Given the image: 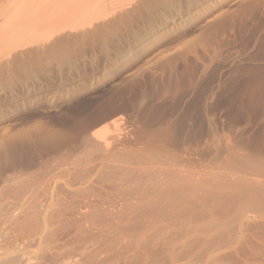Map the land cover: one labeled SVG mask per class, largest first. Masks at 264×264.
<instances>
[{
    "label": "rangeland",
    "instance_id": "374dc122",
    "mask_svg": "<svg viewBox=\"0 0 264 264\" xmlns=\"http://www.w3.org/2000/svg\"><path fill=\"white\" fill-rule=\"evenodd\" d=\"M94 10L99 19L90 13L74 21L75 27L62 32L68 39L60 34L35 45L11 62L8 58L11 65L0 58L5 63L4 70L0 65V188L14 176L50 173L57 199L63 198L56 204H72L67 211L55 206L59 220L48 223V237L28 238L18 235L25 220L22 202L11 198L0 214V253L21 258L22 264H169L164 248L171 236L177 240L195 231L194 237L187 232L188 242L182 239L187 242L178 253L182 258L199 249L200 241L228 229L234 235L227 245L187 263L264 264V208L259 211L238 194L246 188L264 191V0H100ZM92 132L106 138L88 148H93L91 159L73 156L63 165L65 154L81 149ZM108 142L109 149L98 146ZM85 161L96 169L84 192L77 178ZM180 162L191 179L186 185L200 191L186 195L193 203L186 200L192 205L179 208L186 212L178 219L180 228L176 219L162 234L145 220L156 189L176 181V175L166 178L165 185L163 171ZM68 189L75 194L69 197Z\"/></svg>",
    "mask_w": 264,
    "mask_h": 264
},
{
    "label": "bare ground",
    "instance_id": "6f19581e",
    "mask_svg": "<svg viewBox=\"0 0 264 264\" xmlns=\"http://www.w3.org/2000/svg\"><path fill=\"white\" fill-rule=\"evenodd\" d=\"M100 2V0H0V11L2 12V10H3V15H0V58H2L3 60L4 59H7L6 60V62L5 63H7V61H8V58H9V61H10V59L13 57H17L19 54H21V55H23L24 53L26 54V53H28L26 50L27 49H30V48H34V46L36 45V47H38L40 44L41 45H43L42 43L44 42H47V41H50V40H52V38H53V41H55L54 40V37L55 36H59L60 34L62 35L64 32H65V30H67V29H72L73 27H75L76 25H74V24H72V23H74V21H75V23H78V22H76V21H78L79 19H81V17H84L85 15H89L90 13L92 14V16L94 17V9L99 5V2ZM1 14V13H0ZM92 16H89V17H92ZM95 17H96V19H99V18H97V14L95 13ZM94 17V18H95ZM94 18L93 19H91V21H93L94 20ZM89 22H90V20H89ZM74 25V26H73ZM64 31V32H63ZM63 32V33H62ZM70 33V32H69ZM64 35V38L66 37L65 36V34H63ZM62 35V36H63ZM70 35H71V33H70ZM68 36V35H67ZM67 38V37H66ZM68 39V38H67ZM60 41V40H59ZM69 43H70V41H69ZM48 44H50V43H48ZM71 46V45H70ZM52 47V46H51ZM66 47V46H65ZM32 48V49H33ZM44 48V47H43ZM67 48V47H66ZM41 49H42V46H41ZM45 49V48H44ZM65 49V48H64ZM32 56V55H31ZM9 61H8V64H9ZM0 62H1V64L0 65H4L5 63H4V61H3V63H2V61H1V59H0ZM11 62V61H10ZM3 65H2V68H3ZM9 65H11V64H9ZM7 67V66H6ZM4 68H5V66H4ZM4 68H3V70H4ZM122 120V119H121ZM117 121V120H116ZM117 123H118V121H117ZM121 124V123H120ZM110 126V125H109ZM26 136V135H25ZM19 137V136H18ZM15 138H16V136H15ZM106 137H104V132H95V133H93L92 132V134L90 135V136H87L86 137V139H85V141H84V144H83V147H82V144H81V146L80 147H78V148H81V149H78V150H74V151H71V152H67L66 154H65V156L67 157L66 159H67V161H66V159H63L62 157V160H64L65 162H62V164L63 165H65V163H69V161L68 160H70V159H72V161H73V158L75 157V156H89L90 157V159H91V155H93L92 153H93V151H92V153H91V149H93V148H91L89 151H88V148H90L92 145H93V143H95V141H98V140H103V139H105ZM107 141V140H106ZM105 140H104V142H106ZM98 143H100V142H98ZM94 145H97V144H94ZM93 145V146H94ZM110 145V143L108 142V143H104V146L103 145H98L99 147L101 146V147H105L106 149H109L108 148V146ZM94 148H96V147H94ZM97 149H99V148H97ZM96 149V150H97ZM111 150V149H110ZM102 151V150H101ZM91 153V154H90ZM130 153V152H129ZM128 153V154H129ZM104 154V153H103ZM105 155V154H104ZM116 155H118V153H116ZM122 154H120V156H121ZM62 156V155H61ZM64 156V155H63ZM74 156V157H73ZM103 156V155H102ZM112 156V155H111ZM110 156V157H111ZM73 157V158H72ZM123 157H125L124 158V160L126 159V155H124V153H123ZM128 157V156H127ZM159 156H157V158H158ZM164 157V156H163ZM80 157H78V159H79ZM82 158V157H81ZM99 158V157H98ZM103 158V157H102ZM116 158V157H115ZM160 158V157H159ZM77 159V158H76ZM86 160H88L89 161V159H87V158H85ZM107 159V158H106ZM109 159V158H108ZM114 159V158H113ZM120 159V158H119ZM154 159V158H153ZM81 160V159H80ZM111 160H112V157H111ZM118 160V159H117ZM116 159H115V161H117ZM127 160V159H126ZM131 160V159H130ZM261 160V159H260ZM75 161V160H74ZM82 161H84V158H82ZM114 161V160H113ZM114 161V162H115ZM160 161V160H159ZM164 161V160H163ZM167 161V160H166ZM171 161H172V159H171ZM120 162V160H118V163ZM263 162V161H262ZM76 163V162H75ZM79 163V162H78ZM85 163V164H84ZM82 165H80V167H81V169L78 171L79 173V177L77 178V183L81 186V188H80V190L82 191H86L87 189H86V187L88 186L89 187V185L88 184H90L91 182H92V179H93V177H92V174H94L93 172L95 171V169H96V167H95V169H94V167H91L89 164L91 163H86V161L84 162ZM102 163V162H101ZM104 163V162H103ZM108 163H110V161L108 162ZM160 162H158V164H159ZM172 163V162H171ZM170 163V164H171ZM176 163V162H175ZM182 162H180V163H177L178 165H175V166H170L171 168L169 169V168H167L166 170H162L164 173V175L165 176H167V177H165V179L166 178H169L170 177V179H173V176H175L176 175V181L175 182H171V184H169V186H167V187H169V188H167L166 186V188H163V187H161V185H160V183H161V181H158V180H160L159 178H158V176H157V178L156 179H158V180H156V181H158L157 183H159V189L157 188H155V186H154V188L156 189V191H155V193H156V196H155V200H154V202H153V205H152V207H150V209H151V211L149 210V208H148V210L150 211V215H149V219L148 220H145V221H148V223H149V227H153V228H155L156 230L158 229L159 231H161L162 232V234H165L166 232H167V230H168V232L170 231L169 229L171 228H168V226H170V225H172V226H174L173 225V223H172V221H175L176 219L178 220V219H180V216L181 215H183L182 213L183 212H185V210H179V208L180 207H185V206H187V201L186 200H188V202H191L192 201V203H193V200H191V201H189V198H187V196L189 195V194H192L193 195V192H196L197 190H199L198 188H197V190L196 191H194L195 189V187L194 188H191V186H187L186 184H188L189 185V183H190V180L188 181V179H189V177L187 178L186 176H187V173H185L184 174V171L182 170L181 171V169H182V166L183 165H185L186 166V164H182V166L181 165H179V164H181ZM184 163V162H183ZM48 164V163H47ZM106 164V163H105ZM115 164H116V162H115ZM131 164V163H130ZM151 165H153L152 164V162L150 163ZM155 164V163H154ZM44 165V164H43ZM71 165V164H70ZM94 165V164H93ZM112 165V164H111ZM120 165V164H119ZM124 165V164H123ZM134 165V164H133ZM163 165H165L164 163H163ZM167 165H168V162H167ZM172 165H173V163H172ZM73 166H74V164H73ZM99 166L100 165H98V169H99ZM115 166V165H114ZM169 166V165H168ZM102 167H103V165H102ZM129 167V166H128ZM172 167H176V169L175 170H172ZM43 168V167H42ZM47 168V167H46ZM105 168H106V166H105ZM115 168V167H114ZM118 168V167H117ZM117 168H115V170L117 169ZM120 168H121V166H120ZM61 169V168H60ZM78 169V168H77ZM110 169V168H109ZM109 169H108V172H109ZM113 169V168H112ZM122 169V168H121ZM130 169V168H129ZM131 169H132V166H131ZM44 170V169H43ZM72 169H70L69 171H71ZM73 170H74V168H73ZM139 170H141V169H139ZM155 170V169H154ZM259 170L261 171V169H260V167H259ZM45 171V170H44ZM54 171V170H53ZM58 171V170H57ZM76 171V170H75ZM136 171V170H135ZM147 171V170H146ZM187 171V170H186ZM25 172V171H24ZM46 172V171H45ZM49 172H51V173H53L52 171H49ZM98 172V171H97ZM111 173L113 172V170L112 171H110ZM116 172V171H115ZM152 172V171H151ZM150 172V173H151ZM158 172V171H157ZM37 173V172H36ZM42 173V172H41ZM44 173V172H43ZM64 173V172H63ZM73 173V172H72ZM75 173V172H74ZM114 173V172H113ZM112 173V174H113ZM117 173H118V171H117ZM120 173H121V171H120ZM119 173V175H121ZM127 173V172H126ZM130 173V171L128 172V174ZM138 173V172H137ZM149 173V172H148ZM154 173H156V172H153V174ZM25 174V173H24ZM68 174H69V172H68ZM100 174V173H99ZM98 174V175H99ZM102 174V173H101ZM139 174V173H138ZM152 174V173H151ZM152 174V175H153ZM162 174V173H161ZM160 174V172H159V176L161 175ZM189 174V173H188ZM28 175V174H27ZM33 175V174H32ZM49 175H50V173H49ZM49 175H46V176H49ZM52 175V174H51ZM50 175V176H51ZM71 175V174H70ZM115 175V174H114ZM123 175H124V173H123ZM122 175V176H123ZM127 175V174H126ZM131 175V174H130ZM193 175V174H192ZM24 176V175H23ZM46 176H42V175H38V176H34V177H22V176H18V177H15L14 176V178H12V179H10V180H8L7 181V183L3 186V187H1L0 188V214H1V210H3L2 208H4L5 206H8V203H9V200L11 199V198H14L15 200H17V201H19V202H22L21 203V205H22V210H20L21 212L20 213H22V216L24 217L23 219H25L24 220V222H23V224H21V226H20V229L22 230L21 232H18V235H19V233H21V234H23L22 235V237L23 236H28V238H30V237H32V238H34L35 236H36V238H40V239H42V237H43V235L44 234H46L45 236H47L48 237V235H49V233H48V235H47V225H48V223H52L53 221V225H54V223H55V220L57 219V220H59V215H57V213H59V210H58V208H56V207H58L59 205V208L62 206V207H68V204L69 205H71L72 206V204H70V202H68V204H66V202L67 201H65V198H64V203H61V204H59L61 201H59V200H63V198H58L57 199V196L59 197V195L57 194V192H56V187H57V185L55 186V184H53V182H52V180H53V178H52V176H51V179H49L48 177H46ZM57 176H59V178H60V176L61 175H57ZM95 176H96V174H95ZM188 176H190L191 177V174H189ZM196 176H197V174H196ZM74 177V176H73ZM127 177V176H126ZM125 177V178H126ZM140 177V176H139ZM161 177V176H160ZM187 178V181L185 180L186 178ZM11 178V177H10ZM44 178L46 179V178H48V180L46 179V180H44ZM70 178V177H69ZM97 178H99V177H97ZM104 178H106V177H104ZM112 178V177H111ZM128 178V177H127ZM142 178V177H141ZM150 178V177H149ZM162 178L164 179V176L162 175ZM161 178V179H162ZM192 178V177H191ZM194 178V177H193ZM197 178H198V176H197ZM199 178H200V176H199ZM67 179V178H66ZM101 179V178H100ZM109 179H110V177H109ZM146 179V178H145ZM170 179H168V180H170ZM196 179V178H195ZM194 179V180H195ZM203 179V178H202ZM60 180V179H59ZM74 180V179H73ZM125 180V179H124ZM167 179H166V182H165V185H167V181H168ZM175 180V179H174ZM194 180H193V182H194ZM55 181V180H54ZM70 181V180H69ZM118 181H119V179H118ZM165 181V180H164ZM197 181V180H196ZM196 181H195V183H196ZM200 181H201V179H200ZM236 181V180H235ZM60 182V181H59ZM74 182H75V180H74ZM100 182V181H99ZM103 182V181H102ZM108 182V181H107ZM122 182V181H121ZM133 182V181H132ZM138 182V181H137ZM140 182H141V180H140ZM155 182V181H154ZM186 182H188V183H186ZM193 182H191V185H192V183ZM207 182V181H206ZM240 182V181H239ZM110 183V182H109ZM119 184H120V182H118ZM143 183V182H142ZM152 183H153V180H152ZM163 183V182H162ZM195 183H193V184H195ZM198 183H199V179H198ZM198 183H197V185H198ZM203 183V182H202ZM254 183H255V181H254ZM60 184V183H59ZM93 184H95V183H93ZM92 184V185H93ZM134 184V183H133ZM132 184V185H133ZM138 184V183H137ZM150 184V183H149ZM174 184V185H173ZM201 184V183H200ZM248 184V183H247ZM74 185V184H73ZM72 185V183H71V186H73ZM78 185V186H79ZM153 185H156L155 183L153 184ZM202 185V184H201ZM238 185H239V183H238ZM244 185V184H243ZM249 185V184H248ZM255 185H257V184H255ZM260 185V184H259ZM67 186H68V184H67ZM90 186H91V184H90ZM150 186V185H149ZM158 186V185H157ZM203 186V185H202ZM201 186V187H202ZM87 187V188H88ZM138 187V186H137ZM140 187H141V185H140ZM142 187H143V185H142ZM198 187H199V185H198ZM200 187V188H201ZM224 187V186H223ZM227 187V186H226ZM242 187V186H241ZM252 187V186H251ZM257 187V186H256ZM62 188H63V186H62ZM68 188H70V187H68ZM73 188V187H72ZM150 188H152V187H150ZM188 188H190L189 189V192H188ZM204 188V187H203ZM229 187H227V189H228ZM233 188V187H232ZM65 189V188H64ZM142 189V188H141ZM145 189V188H144ZM213 189V188H212ZM225 189V188H224ZM226 189V190H227ZM245 189V188H244ZM58 190V189H57ZM79 189H78V191L77 190H73V191H77L78 193H79V191H80ZM90 190H92V188L90 189ZM217 190V189H216ZM229 190H230V188H229ZM232 190H234V189H232ZM231 190V191H232ZM236 190V189H235ZM243 190V189H242ZM64 191V190H63ZM80 191V192H81ZM84 191V192H85ZM151 191V190H150ZM154 191H152L153 193H154ZM190 191H191V193H190ZM200 191V190H199ZM237 191V190H236ZM65 192H67L69 195V197L71 196V195H74L75 194V192H73V194H70L71 192H72V190L70 191L69 189L66 191L65 190ZM141 192V191H140ZM148 192H149V189H148ZM208 192V191H207ZM218 192V191H217ZM233 192V191H232ZM239 192V191H238ZM143 193V192H142ZM188 193V194H187ZM219 193V192H218ZM263 193V194H262ZM65 194V193H64ZM196 194V193H195ZM203 194H205V193H203ZM220 194V193H219ZM225 194V193H224ZM236 194V193H235ZM239 194V196H241V197H244L245 199H248L249 201L251 200V204H253V206L252 207H254V208H258V207H261V208H264V207H262V205H263V203H264V191H262L261 190V188L260 187H258V190H253V188L252 189H250V188H246L244 191H241L240 193H238ZM61 195H62V193H61ZM77 195V194H76ZM83 195V194H82ZM86 194H84V196H85ZM149 195H150V193H149ZM187 195V196H186ZM192 195H190V196H192ZM197 195V194H196ZM209 195V194H208ZM234 195V194H233ZM151 196V195H150ZM210 196V195H209ZM223 196V195H222ZM237 196V195H236ZM239 196H238V198H239ZM65 197H67V196H65ZM83 197V196H82ZM141 198H142V196H140ZM185 197V198H184ZM204 197V196H203ZM217 197V196H216ZM226 197V196H225ZM74 199V197H71L70 199ZM80 198V197H79ZM85 198H86V196H85ZM84 198V199H85ZM136 198V197H135ZM151 198H152V196H151ZM199 198H201V197H199ZM208 198V197H207ZM237 198V197H236ZM235 198V199H236ZM69 199V200H70ZM72 199V200H73ZM88 199V198H87ZM197 199V198H196ZM203 199V198H202ZM220 199V198H219ZM76 200V199H75ZM147 200V199H146ZM205 200V199H204ZM203 200V201H204ZM218 200V199H217ZM220 200H222V199H220ZM223 200H225V199H223ZM238 200V199H237ZM56 201L57 202H59V203H57L56 204ZM77 201V200H76ZM82 201V200H81ZM151 202L153 201L152 199L150 200ZM150 201H149V203H150ZM214 201H216V200H214ZM140 202V201H139ZM146 202V201H145ZM144 202V203H145ZM198 202H199V199H198ZM197 202V203H198ZM217 202V201H216ZM226 201H224V203H225ZM241 202H242V198H241ZM18 203V202H17ZM73 203H75V201H73ZM187 203V204H186ZM213 203V202H212ZM221 203V202H220ZM219 203V204H220ZM228 203H230L229 201H228ZM234 203V202H233ZM245 203V202H244ZM214 204V203H213ZM236 204V203H235ZM18 205H20V204H18ZM57 205V206H56ZM64 205V206H63ZM138 205V204H137ZM143 205V204H142ZM150 205V204H149ZM188 205H192L191 203L190 204H188ZM217 205V204H216ZM244 205V204H243ZM14 206V205H13ZM56 206V207H55ZM70 206V207H71ZM81 206H83V203H82V205ZM229 206V208H231V206L230 205H228ZM233 206V205H232ZM246 206V204L244 205V207ZM251 206V205H250ZM74 207H76L75 205H74ZM146 207H148V205L146 206ZM193 207H194V205H193ZM208 207V206H207ZM220 207V206H219ZM235 207V209L232 207L231 209H233L234 211H236V206H234ZM247 207V206H246ZM81 208V207H80ZM84 208H85V206H84ZM191 208V207H190ZM200 208V207H199ZM223 208V207H222ZM226 208V205H225V207H224V209ZM237 208H239L240 209V207H237ZM15 209V208H14ZM61 209V208H60ZM69 209V207L66 209V211ZM139 209V208H138ZM192 209H194V208H192ZM213 209V208H212ZM220 209V208H219ZM219 209H218V211H219ZM224 209H223V212L222 213H224ZM231 209H230V211H231ZM247 209V208H246ZM251 209V208H250ZM260 208H258V210H259ZM9 210V209H8ZM70 210V209H69ZM124 210V209H123ZM145 210V209H144ZM215 210V209H214ZM229 210V209H228ZM253 210V209H252ZM257 210V209H256ZM263 210V209H262ZM58 211V212H57ZM61 211V210H60ZM63 211V210H62ZM81 211H82V208H81ZM101 211V210H100ZM142 211V210H141ZM147 211V210H146ZM193 211V210H192ZM204 211V210H203ZM240 211V210H239ZM260 211V210H259ZM10 211H7V213H9ZM104 212V211H103ZM121 212H122V209H121ZM125 212H126V210H125ZM195 212V211H194ZM225 212H226V210H225ZM228 212V211H227ZM243 210H242V215H243ZM257 212V211H256ZM262 212V211H261ZM19 213V214H20ZM85 213H86V211H85ZM90 213V212H89ZM128 213H129V210H128ZM148 213V212H147ZM186 213V212H185ZM193 212H191V214H192ZM197 213V212H196ZM208 213L209 212H207V215H208ZM211 213V212H210ZM235 213V212H234ZM233 213V214H234ZM239 213V212H238ZM237 213V214H238ZM240 213V214H241ZM245 213V212H244ZM258 213V212H257ZM2 214H4V213H2ZM71 214V213H70ZM75 214V213H74ZM81 214H83L84 215V212L83 213H81ZM142 214V213H141ZM191 214H189L190 215V217L192 216ZM195 214V213H194ZM199 214V213H198ZM197 214V215H198ZM202 214L204 215L205 213L204 212H202ZM201 214V215H202ZM229 214V213H228ZM66 215V214H65ZM80 215V214H79ZM211 215H214V214H212L211 213ZM221 215V214H220ZM223 215V214H222ZM225 215V214H224ZM242 215H240V216H242ZM6 216V215H5ZM4 216V217H5ZM7 216H8V214H7ZM62 216V214L60 215V217ZM68 216V215H67ZM122 216V215H121ZM132 216V215H131ZM135 216V215H134ZM140 216V215H139ZM205 216H206V214H205ZM209 216V215H208ZM226 216V215H225ZM233 215H231V217H232ZM247 216V215H246ZM0 217H2V216H0ZM12 217V216H11ZM14 217V216H13ZM17 217V216H16ZM87 217V216H86ZM99 217V216H98ZM106 217V216H105ZM104 217V218H105ZM124 217V216H123ZM137 217V216H136ZM142 217V216H141ZM147 217V216H146ZM145 217V218H146ZM182 217V216H181ZM199 216H197V218H198ZM229 217H230V215H229ZM243 217V216H242ZM70 218V217H69ZM83 218V217H82ZM125 218V220H126V216L124 217ZM183 218H185V217H183ZM182 218V220L184 221V222H186L184 219ZM192 218V217H191ZM190 218V219H191ZM197 218H193V221L195 222V219L197 220V222H198V219ZM216 219H217V216L215 217ZM234 218H236L237 219V221H238V218H239V216H238V218L237 217H235L234 216ZM4 219V218H3ZM10 219V218H9ZM74 219V218H73ZM119 219V218H118ZM117 219V220H118ZM132 219V218H131ZM135 219V218H134ZM141 219V218H140ZM143 220H144V218H142ZM201 219H202V217H201ZM204 219V218H203ZM206 219V218H205ZM223 219V218H222ZM231 219L232 218H230V221H231ZM236 219H235V222H236ZM240 219H241V217H240ZM50 220V221H49ZM56 220V221H57ZM61 220V219H60ZM75 220V219H74ZM78 220V219H77ZM83 220V219H82ZM115 220V219H114ZM133 220V219H132ZM181 220V219H180ZM212 220V219H211ZM219 220V219H218ZM16 221H19V220H16ZM15 220H14V222H16ZM64 221V220H63ZM67 221H69V219L67 220ZM76 221V220H75ZM80 221V220H79ZM112 221V220H111ZM127 221V220H126ZM134 221V220H133ZM203 221V220H202ZM208 221V220H207ZM210 221V220H209ZM121 222V221H120ZM131 222V221H130ZM141 222V221H140ZM170 222V223H169ZM177 222V221H176ZM190 222H192L191 220H190ZM189 222V223H190ZM225 222H226V219H225ZM224 222V223H225ZM232 222H233V219H232ZM231 222V223H232ZM19 223V222H18ZM50 223V224H51ZM58 223V222H57ZM97 223H98V221H97ZM103 223V222H102ZM139 223V222H138ZM144 223V222H143ZM187 223V222H186ZM193 223V222H192ZM199 223V222H198ZM214 223H217V222H214ZM219 223V222H218ZM224 223L222 224V226H224ZM228 223H229V221H228ZM228 223L227 224H225V226L227 225L228 226ZM237 223H239V222H237ZM16 224H17V222H16ZM59 224V223H58ZM113 224V223H112ZM111 224V225H112ZM122 224V223H121ZM131 224V223H130ZM169 224V225H168ZM175 224V223H174ZM191 224V223H190ZM240 224V223H239ZM1 225H2V223H1ZM94 225V224H93ZM99 225V224H98ZM120 225V224H119ZM132 225V224H131ZM136 225V224H135ZM142 225V224H141ZM180 225H182V222L180 221ZM184 225V224H183ZM196 225V224H195ZM200 225V224H199ZM209 225V224H208ZM208 225H207V227H208ZM215 225H217V224H215ZM51 226V225H50ZM55 226V225H54ZM105 226V225H104ZM110 226V225H109ZM121 226V225H120ZM134 226V225H133ZM178 226H179V220H178ZM186 225H184V227H185ZM193 226V225H192ZM212 225H210L209 227L210 228H212L211 227ZM218 227H217V229H215V231L216 230H218V228H219V231H220V227H219V225H217ZM235 226V225H234ZM11 227V226H10ZM18 227V226H17ZM52 227V226H51ZM51 227H48V229L49 228H51ZM126 227H128V224H127V226ZM184 227H182V229L184 228ZM187 227H188V224H187ZM206 227V226H205ZM213 227H214V224H213ZM0 228H1V226H0ZM135 228V227H134ZM146 228V227H145ZM176 228H177V226H176ZM179 228H180V226H179ZM178 228V229H179ZM186 228V227H185ZM201 228H203V227H201ZM19 228L17 229V230H20ZM54 229V228H53ZM56 229V228H55ZM130 229V228H129ZM189 229V228H188ZM194 229V228H193ZM15 230H16V228H15ZM100 230L102 231V228H100ZM123 230V229H122ZM127 230V229H126ZM152 230V229H151ZM179 230H181V229H179ZM184 230V229H183ZM195 230V229H194ZM205 230V229H204ZM209 229H207V231H208ZM228 229H222V231H220L219 232V236H214V238H209L208 239V237L206 238V239H204V240H202V241H200L199 242V245H198V247L197 248H199V249H197V250H195V249H193L194 248V246H190V248H192L193 250H192V252H191V254H188L189 256H186L187 254H186V252H185V254H184V256L182 257V258H180V255L178 254V253H180L185 247H186V243L188 242V240H187V238L190 236V233H191V230H188V231H190V233H187L188 231H186V233L183 235V236H180V238L179 239H175V237L173 238L172 236L170 237V241L171 242H167V244L165 245V248H164V246H163V248L165 249V253L167 254V256H169V258H170V262H169V264H181V260H183V261H185L186 260V263H187V261H189V262H194L195 260H197L198 258V260L200 261L201 260V253H209V254H211V252L212 253H214L215 251H216V249L218 250V249H221V246H223V244H225V245H227L228 244V242H229V240H230V238H231V236H232V234L229 232V231H227ZM235 230H236V228H235ZM23 231H26V232H24L23 233ZM51 231H52V229H51ZM57 231V230H56ZM104 231H106V228H105V230ZM111 231V230H110ZM125 231V230H124ZM140 231V230H139ZM172 231H173V229H172ZM171 231V232H172ZM175 231V230H174ZM173 231V232H174ZM200 231H201V229H200ZM207 231L205 232L206 234H208L207 233ZM210 231H211V229H210ZM214 231V232H215ZM17 232V231H16ZM100 232V231H99ZM109 232V231H108ZM126 232V231H125ZM156 232V231H155ZM170 232V233H171ZM172 232V233H173ZM177 232V231H176ZM181 232V231H180ZM184 232H185V230H184ZM202 232V231H201ZM106 233H107V231H106ZM142 233V232H141ZM149 233V232H148ZM153 233V232H152ZM157 233H159V232H157ZM156 233V234H157ZM170 233H169V236H170ZM178 233H179V231H178ZM182 234H183V232H181ZM180 233V234H181ZM193 233V234H192ZM192 233H191V236L190 237H194V233H195V231L193 232L192 231ZM197 233V235H198V232H196ZM213 233V232H212ZM218 232H216V234H217ZM6 235H7V232L5 233ZM103 234H104V232H103ZM130 234V233H129ZM145 234V233H144ZM147 234V233H146ZM145 234V235H146ZM202 233H200V235H201ZM210 234V233H209ZM52 235V234H51ZM112 235V234H111ZM114 235H115V233H114ZM153 235H155L154 233H153ZM158 235V234H157ZM167 235H168V233H167ZM167 235H165V236H167ZM175 235V234H174ZM189 235V236H188ZM193 235V236H192ZM211 235V234H210ZM234 235V234H233ZM1 236H2V234H1ZM20 237H21V235H19ZM19 236H18V238H19ZM143 236V235H142ZM178 236V235H177ZM188 236V237H187ZM206 235L205 234H203V237H205ZM7 237H8V235H7ZM17 237V236H16ZM155 237H159V235L158 236H156L155 235ZM155 237H153V238H155ZM164 237V236H163ZM163 237L161 236L160 238H158V239H163ZM179 237V236H178ZM200 238H194V241H195V239L198 241V239H201V236H199ZM202 237V238H203ZM11 238V237H10ZM44 238H46V237H44ZM118 238V237H117ZM121 238V237H120ZM123 238V237H122ZM128 238V237H127ZM166 238V237H165ZM171 238H173V240H171ZM186 238V240H187V242L186 243H181L182 242V239H185ZM8 239H9V237H8ZM15 239V238H14ZM25 239V238H24ZM134 239V238H133ZM143 239V238H142ZM145 239V238H144ZM166 239H168V237L166 238ZM193 239V238H192ZM110 240V239H109ZM135 240V239H134ZM169 240V239H168ZM133 241V240H132ZM154 241V240H153ZM163 242H164V240H162ZM189 241H190V239H189ZM37 242V241H36ZM127 242V241H126ZM163 242H162V245H163ZM191 242V241H190ZM232 242V241H231ZM161 243V242H160ZM191 243H193V241L191 242ZM232 244V243H231ZM189 245H190V243H189ZM145 246H147V245H145ZM196 246V245H195ZM231 246V245H230ZM144 247V246H143ZM140 248H142V247H140ZM2 251H3V249H1ZM49 250V249H48ZM2 251H0V252H2ZM144 251V250H143ZM188 251H189V248H188ZM191 251V250H190ZM214 251V252H213ZM56 253V252H55ZM89 253V252H88ZM87 253V254H88ZM50 254H51V249H50ZM57 254V253H56ZM61 254V253H60ZM94 254V253H93ZM146 254V253H145ZM149 254V253H148ZM151 254H152V252H151ZM154 254V253H153ZM81 255V254H80ZM164 255V254H163ZM203 255V254H202ZM48 256V255H47ZM66 256V255H65ZM87 256V255H86ZM157 256V255H156ZM165 256V255H164ZM186 256V257H185ZM204 256H205V258L207 257L208 258V256H207V254L205 255L204 254ZM56 257V256H55ZM82 257V256H81ZM91 257V256H90ZM118 257V256H117ZM144 257V256H143ZM166 257V256H165ZM185 257V258H184ZM57 258V257H56ZM73 259H74V257H72ZM93 258H95V257H93ZM154 258V257H153ZM158 258V257H157ZM167 258V257H166ZM214 258V257H213ZM19 259V258H18ZM17 258H15V257H9L8 256V253L7 252H3L2 254L0 253V264H22V263H20V259L18 260ZM49 259V258H48ZM55 259V258H54ZM61 259V258H60ZM67 259V258H66ZM102 259V258H101ZM112 259V258H111ZM115 259V258H114ZM125 259V258H124ZM129 259V258H128ZM127 259V260H128ZM145 259V258H144ZM148 259V258H147ZM146 259V260H147ZM162 259V258H161ZM221 259V258H220ZM108 260V259H107ZM130 260V259H129ZM155 260V259H154ZM164 260V259H163ZM40 261H42V260H40ZM48 261V260H47ZM47 261L45 260V261H43V262H41V263H39V264H50V263H47ZM60 261V260H59ZM68 261V260H67ZM109 261V260H108ZM137 261V260H136ZM162 261V260H161ZM202 261H204L203 260V257H202ZM219 261V260H218ZM50 262H52L51 260H50ZM79 262V261H78ZM128 262V261H127ZM143 262V261H142ZM151 262V261H150ZM24 263H26V262H24ZM63 263H64V261H63ZM71 263V262H70ZM103 263V261L102 262H100V264H102ZM204 263V262H203ZM29 264V263H28ZM52 264V263H51ZM54 264V263H53ZM65 264V263H64ZM95 264V263H94ZM125 264V263H124ZM138 264V263H137ZM145 264V263H144ZM188 264V263H187ZM194 264V263H193ZM212 264V263H211Z\"/></svg>",
    "mask_w": 264,
    "mask_h": 264
}]
</instances>
